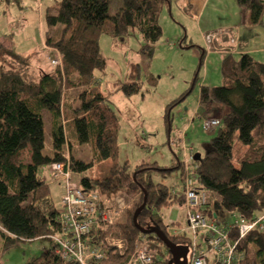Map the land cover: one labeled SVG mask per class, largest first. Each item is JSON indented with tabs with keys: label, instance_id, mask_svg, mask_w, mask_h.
<instances>
[{
	"label": "trees",
	"instance_id": "obj_1",
	"mask_svg": "<svg viewBox=\"0 0 264 264\" xmlns=\"http://www.w3.org/2000/svg\"><path fill=\"white\" fill-rule=\"evenodd\" d=\"M110 1H60L57 14L48 16L53 25H62L60 36L49 37L47 44L59 51L62 65L43 72L39 81L26 82L17 74L0 73V235L13 243L47 240L57 231L58 209L50 199L48 183L39 173L53 162L64 161L68 152L71 169L83 191L99 192L107 205L119 194L127 199L138 197L112 225L100 230H118L127 245L123 255L109 252L105 264H124L142 235L132 217L145 193L147 204L138 216V224L160 228L177 245L187 243L184 235L168 232L161 212L182 205L183 197L174 194L163 181L153 180L154 171L170 175L178 170L177 186L181 187L182 161L177 158L170 168L143 162L130 169L127 163H120L119 118L101 82H96V72L106 64L98 36L107 35L117 43L138 35L143 40L141 51L152 56L162 36L160 15L171 0H120L114 15L109 14ZM237 2L248 10L252 23H263L264 0ZM205 55L202 49L201 62ZM221 74L223 85L202 86L199 91L200 105L216 104L225 113L216 134L205 144V153L195 154L199 159L194 174L210 196L219 197L208 208L212 207L224 224L230 215L252 221L264 214V63L249 53L242 54L239 60L228 54L221 63ZM139 77V65L131 64L126 82L120 83L124 95L140 91ZM82 86L84 89L72 98L70 90ZM174 104L175 101L167 109ZM43 109L50 112L51 149L47 153ZM166 121L170 126V113ZM82 144L90 148V163L72 153L74 146ZM237 146L242 147V152L235 158ZM94 164L100 169L88 174ZM152 208L155 212L149 215ZM206 213L213 215L209 209ZM146 237L151 249L165 258H156L154 264H168L169 252L166 257L160 250L164 245L152 235ZM243 246L249 264H264V230L251 232ZM27 264L69 263L46 251Z\"/></svg>",
	"mask_w": 264,
	"mask_h": 264
},
{
	"label": "rangeland",
	"instance_id": "obj_2",
	"mask_svg": "<svg viewBox=\"0 0 264 264\" xmlns=\"http://www.w3.org/2000/svg\"><path fill=\"white\" fill-rule=\"evenodd\" d=\"M60 1L1 0V74L13 73L26 82H37L43 72L54 68L50 61L61 54L55 51L56 48L48 46L47 40L59 35L62 25H53L48 16L57 14ZM192 3L193 0H172L171 6L163 9L159 18L162 36L155 44L152 56L141 51L143 40L138 35H131L124 42L117 43H113L107 35L98 36L100 53L106 64L102 71L96 72V82H101L104 93L118 115V160L122 164L127 163L130 169L143 162L170 168L177 163V158L183 161L182 141L192 146L195 153L203 155L205 144L219 127L206 130L203 118L207 117L208 111L220 113L222 109L216 104L200 105V88L223 85V58L231 54L235 60H239L246 50L242 48L254 49L250 52L251 55L264 63V21L261 25L252 23L248 10L238 4L237 0H208L200 16L193 14ZM120 4V0H111L109 14L114 15ZM208 32L219 33L217 48L207 52L201 62V50H206L204 36ZM231 36L237 40L236 46L245 45L238 47L239 50L242 49L241 52L227 50ZM235 48L234 45L233 49ZM133 63L140 67V91L126 96L120 89V83L126 82ZM83 89L84 86L70 90L71 97L74 98ZM173 101L175 104L167 109ZM168 113L171 117L170 126L166 121ZM42 118L44 152L47 153L51 148L50 112L43 109ZM218 120L220 125L221 119ZM241 152L242 147L237 146L235 158ZM72 153L78 159L91 162L92 156L87 144L74 146ZM91 169L88 174L100 167L94 164ZM39 175L47 181L52 179L46 168ZM167 175L169 174L154 171L153 180L163 181L166 186L181 193V187L173 185L178 184V170ZM73 177L77 182V174L74 172ZM54 183V186H50V196L54 206L60 209L65 185L59 181ZM122 196L128 201L126 209L138 200V197L127 199L123 194ZM161 212L165 224L179 227L187 225L186 210L182 205H174ZM122 214L123 211L118 217ZM116 231L108 233L117 238L120 232ZM7 241L0 235V264H27L49 249L46 239L27 242L18 240L13 243ZM242 248L245 251L243 244ZM160 250L167 257L168 250L164 246ZM251 253L252 259L254 250ZM245 255L247 258L246 251Z\"/></svg>",
	"mask_w": 264,
	"mask_h": 264
},
{
	"label": "built area",
	"instance_id": "obj_3",
	"mask_svg": "<svg viewBox=\"0 0 264 264\" xmlns=\"http://www.w3.org/2000/svg\"><path fill=\"white\" fill-rule=\"evenodd\" d=\"M218 36L217 32L204 36L207 52L217 48ZM229 43L227 50L233 52L234 45H237L234 36L229 38ZM61 59L58 54L50 62L53 66H61ZM203 124L206 130H211L219 126V120L204 118ZM181 153V193H177L176 189L172 191L183 197L182 206L186 210L187 225H170L167 230L171 235L185 236L188 247L187 264H249L242 244L251 232L264 230V214L252 221L230 215L224 224L212 207L208 208L219 197L210 196L195 178L198 164L195 163L194 148L182 141ZM48 168L51 181H59L65 185V194L57 214L58 229L47 239L48 251L69 264H105L109 252L123 255L127 251L124 238H116L107 231H100L112 225L115 217L126 209L128 201L122 194L116 195L113 203L107 205L99 192L83 191L72 178L68 152L64 161L50 164ZM206 209L213 215L209 216ZM153 211L155 212L154 208L150 209L149 215ZM156 258L164 261L158 250L151 249L150 241L142 234L135 242L132 256L124 264H154L157 262Z\"/></svg>",
	"mask_w": 264,
	"mask_h": 264
},
{
	"label": "water",
	"instance_id": "obj_4",
	"mask_svg": "<svg viewBox=\"0 0 264 264\" xmlns=\"http://www.w3.org/2000/svg\"><path fill=\"white\" fill-rule=\"evenodd\" d=\"M195 160H198L199 157L195 156ZM147 204V195L144 194L142 204L136 208L134 211L132 220L134 226L138 229L141 234L144 235H154L157 240H159L168 250L171 258L168 264H187V254L188 247L186 245H177L173 243L167 235L160 228L157 227H142L138 224L137 219L140 213L145 209Z\"/></svg>",
	"mask_w": 264,
	"mask_h": 264
},
{
	"label": "crops",
	"instance_id": "obj_5",
	"mask_svg": "<svg viewBox=\"0 0 264 264\" xmlns=\"http://www.w3.org/2000/svg\"><path fill=\"white\" fill-rule=\"evenodd\" d=\"M171 3H172V0H171ZM208 4V0H193V3H192V6H193V8H191L192 9V11H193V14L195 15H202L203 14V11H204V6L206 5L207 6V4ZM171 6V5H170ZM205 6V7H206ZM161 25V24H160ZM207 27H213V26H207ZM60 34V33H59ZM55 37H57V38H59V36L60 35H54ZM240 45V44H239ZM236 46V48H235V50L234 51H240L241 52V50L242 49H246L242 54H245V53H249V54H251L250 52H252V51H254V49H252V48H248V47H246V48H242L241 50H239V48L238 47H244L245 45H241V46ZM47 46V45H46ZM201 52H202V50H201ZM226 57V56H225ZM224 59V58H223ZM224 110L222 111V112H220V113H216V112H213V111H208L207 113H206V115H207V117H205V118H209V117H212V118H217V119H221L222 117H223V115H224ZM195 114H197V113H195ZM51 149V148H50ZM46 170H48L49 171V168L48 167H46ZM45 179V178H44ZM73 179H74V177H73ZM46 180V182L48 183V186H49V188H50V186H54V182L53 181H47V179H45ZM53 182V183H52ZM61 183V182H60ZM174 186H177L178 184H173ZM172 190L174 191L175 189H173L172 188ZM50 199H51V196H50ZM52 201V200H51ZM53 203V202H52Z\"/></svg>",
	"mask_w": 264,
	"mask_h": 264
},
{
	"label": "bare ground",
	"instance_id": "obj_6",
	"mask_svg": "<svg viewBox=\"0 0 264 264\" xmlns=\"http://www.w3.org/2000/svg\"><path fill=\"white\" fill-rule=\"evenodd\" d=\"M208 33H213V32H208ZM206 34H207V33H206ZM206 34H205V35H206ZM203 50H205V49H203ZM55 51H56L57 53H59V51H58L57 49H55ZM205 52L207 53L206 50H205ZM42 75H43V74H41V77H42ZM41 77H40V78H41ZM66 145H67V144L65 143V147H66ZM53 163H59V162H53ZM53 163H51V164H53ZM72 178H73V177H72ZM172 225H173V224H172ZM167 226H170V225L166 224V227H167ZM148 235H151V234H148ZM145 236H146V235H145ZM152 236L154 237V239H156L154 235H152ZM146 238H147V237H146ZM147 239H148V238H147ZM148 240H149V239H148ZM149 241H150V240H149Z\"/></svg>",
	"mask_w": 264,
	"mask_h": 264
}]
</instances>
